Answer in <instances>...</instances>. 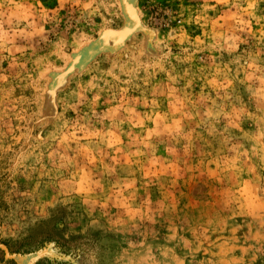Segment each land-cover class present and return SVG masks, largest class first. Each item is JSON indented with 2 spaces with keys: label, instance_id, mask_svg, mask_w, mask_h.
Returning a JSON list of instances; mask_svg holds the SVG:
<instances>
[{
  "label": "rangeland",
  "instance_id": "rangeland-1",
  "mask_svg": "<svg viewBox=\"0 0 264 264\" xmlns=\"http://www.w3.org/2000/svg\"><path fill=\"white\" fill-rule=\"evenodd\" d=\"M0 257L264 264V0H0Z\"/></svg>",
  "mask_w": 264,
  "mask_h": 264
},
{
  "label": "trees",
  "instance_id": "trees-1",
  "mask_svg": "<svg viewBox=\"0 0 264 264\" xmlns=\"http://www.w3.org/2000/svg\"><path fill=\"white\" fill-rule=\"evenodd\" d=\"M48 240V237H43V238H40L38 241H36L35 239H33L34 242H36L35 244H38V245H41L42 242L44 241H47ZM4 245L7 246V243L6 242H2ZM14 251H18V250H21L22 252H26L29 250V247L31 246V241H30V238L29 236L28 237H24L22 238L21 240L19 241H14ZM38 245H35V246H38ZM2 257H0V264L2 262Z\"/></svg>",
  "mask_w": 264,
  "mask_h": 264
},
{
  "label": "bare ground",
  "instance_id": "bare-ground-1",
  "mask_svg": "<svg viewBox=\"0 0 264 264\" xmlns=\"http://www.w3.org/2000/svg\"><path fill=\"white\" fill-rule=\"evenodd\" d=\"M126 7H127V6H126ZM128 7H129V6H128ZM128 7H127V8H128ZM130 9H131V8L129 7V10H130ZM133 11H134V10H133V8H132V12H133ZM135 16H136V15H135ZM136 22H137V21H136Z\"/></svg>",
  "mask_w": 264,
  "mask_h": 264
}]
</instances>
